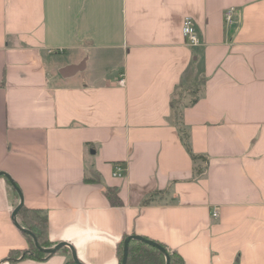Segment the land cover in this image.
<instances>
[{
    "label": "crops",
    "instance_id": "0c3cea01",
    "mask_svg": "<svg viewBox=\"0 0 264 264\" xmlns=\"http://www.w3.org/2000/svg\"><path fill=\"white\" fill-rule=\"evenodd\" d=\"M0 174V264L70 257H10L21 202L83 264H119L131 235L264 264V0H0Z\"/></svg>",
    "mask_w": 264,
    "mask_h": 264
},
{
    "label": "trees",
    "instance_id": "16d2710c",
    "mask_svg": "<svg viewBox=\"0 0 264 264\" xmlns=\"http://www.w3.org/2000/svg\"><path fill=\"white\" fill-rule=\"evenodd\" d=\"M198 87V84H197ZM181 136L183 141L190 152L193 159L199 158L198 155L194 154L191 148V144L189 141V135L184 132L181 128ZM10 182L11 180L7 178ZM87 181H95L97 180L95 175L92 177L86 178ZM106 194L110 199L113 205H121L122 201L117 194V190L114 188H107ZM18 219L21 221V225H23L26 229L31 231L41 248H38L35 243V238L32 234L28 232H24L25 236L29 241V250L18 252V251H11L10 257L15 255H20L24 257H37V258H44L48 257L49 254L45 252L43 249L54 247L55 244L50 241L48 237V216L47 214L41 210L36 208H30L25 205L22 206L20 211L17 214ZM128 236H125L119 243H118V258L119 264L123 263L124 259V246L125 240ZM57 245V244H56ZM168 251L170 255L171 264H185L183 257L176 251L172 250L166 245L162 244ZM63 251L67 252L70 257L67 259L65 264H78L72 254V250L67 246L62 247ZM126 264H166V257L165 255L155 246H152L140 239H132L129 243V251H128V259Z\"/></svg>",
    "mask_w": 264,
    "mask_h": 264
},
{
    "label": "water",
    "instance_id": "95a60500",
    "mask_svg": "<svg viewBox=\"0 0 264 264\" xmlns=\"http://www.w3.org/2000/svg\"><path fill=\"white\" fill-rule=\"evenodd\" d=\"M76 70H78V67H77V66H70V67H67V68L63 71V73H64V74H67V73L74 72V71H76ZM0 175H1V174H0ZM13 185L15 186V188L17 189V191H18L19 194L21 195V192H20V190L18 189V187L15 185V183H13ZM22 206H23V202L20 203V205L16 208V210H15V212H14L15 224H16L19 228H21L23 231L28 232L29 234H32V235H33V233H32L31 231H29L28 229L22 227V226L20 225V223L18 222V220H17V214H18V212L20 211V209L22 208ZM33 236H34V235H33ZM34 238H35V236H34ZM132 239H140V240H142V241H144V242H146V243H148V244H150V245H152V246L157 247V248H158V249H159V250L165 255V257H166V264H171L170 255H169L167 249H166L162 244H160V243H158V242H155V241H153V240H151V239H148V238H146V237L139 236V235H131V236H128V238L125 240V246H124V259H123V263H122V264H126V263H127V259H128V251H129V243H130V241H131ZM35 243H36V246H37L38 248H41V246L39 245V242L37 241L36 238H35ZM66 245H67V243L62 242V243L57 244V245L54 246V247H51V248H45V249H43V250H44L45 252H47V253L49 254V256H51V255L55 254L57 251H59L60 249H62V247L66 246ZM41 249H42V248H41ZM72 254H73V258H74V260H75L78 264H83V263H81L80 260L78 259V257H77V253H76V251H75L74 249H72Z\"/></svg>",
    "mask_w": 264,
    "mask_h": 264
},
{
    "label": "built area",
    "instance_id": "2783aa9c",
    "mask_svg": "<svg viewBox=\"0 0 264 264\" xmlns=\"http://www.w3.org/2000/svg\"><path fill=\"white\" fill-rule=\"evenodd\" d=\"M234 12H235V8H229L226 12H225V19L227 21V23L231 24L233 22V16H234ZM183 34L186 40L187 45L191 46V47H195V46H199L201 45V38L199 36V32L197 30V26L196 23L194 21V19L190 16H187L184 18L183 21ZM118 84L121 86H124L126 84V78L125 76H122L120 78V80L118 81ZM123 173V168L122 166H117L116 169V175H122ZM214 216L218 215V212L215 211L213 213Z\"/></svg>",
    "mask_w": 264,
    "mask_h": 264
}]
</instances>
